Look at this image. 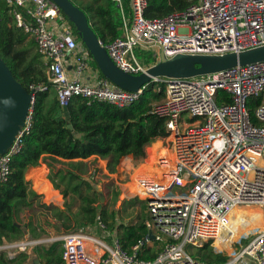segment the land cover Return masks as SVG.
Wrapping results in <instances>:
<instances>
[{
	"label": "built area",
	"instance_id": "2783aa9c",
	"mask_svg": "<svg viewBox=\"0 0 264 264\" xmlns=\"http://www.w3.org/2000/svg\"><path fill=\"white\" fill-rule=\"evenodd\" d=\"M4 1L15 26L33 40L61 107L80 97L122 109L142 94L146 86L129 92L101 77L92 84L83 82L91 60L84 48L79 50L71 27L52 1ZM111 1L123 16L122 36L101 45L116 67L130 75L147 69L135 55L137 49H149L145 45L161 49L167 59L222 56L264 46V0H198L182 13L156 19L144 16L146 0H129L128 16L121 0ZM151 83L165 85L164 98L152 106V113L164 120L171 140L167 154L154 162L143 160L136 169L134 180L140 190L133 196L146 204V236L126 250L116 232L98 222L103 239L81 232L53 239L62 243V264H208L186 248L197 249L209 242L214 254L229 255L221 264H264V62ZM30 89L44 91L47 86ZM219 92L228 95V103H217ZM249 99L259 100L254 110L257 125L250 118ZM32 106L33 99L24 127L0 155V185L8 182L11 159L21 151L22 137L29 132ZM185 115L190 118L184 122ZM175 187L184 194L173 195ZM244 206L261 209L262 227L232 242L230 253L216 250V241L227 233L231 211ZM149 231L153 240L147 237ZM41 243L2 238L0 254L13 260ZM144 247L158 248L153 260L139 258Z\"/></svg>",
	"mask_w": 264,
	"mask_h": 264
},
{
	"label": "trees",
	"instance_id": "16d2710c",
	"mask_svg": "<svg viewBox=\"0 0 264 264\" xmlns=\"http://www.w3.org/2000/svg\"><path fill=\"white\" fill-rule=\"evenodd\" d=\"M70 1L84 12L90 28L102 45L105 46L122 36L123 16L116 3L111 0ZM197 1L146 0L144 16L156 19L173 13H182ZM121 2L124 16H128L129 0ZM61 16L71 27L76 41L86 50L73 25L63 13ZM27 36L15 26L5 1L0 0V58L13 77L28 92L32 91L30 86L37 87L42 84L47 86L44 91L33 92L29 132L22 137L21 151L11 159L8 182L0 185V242L2 238L17 241L26 234L34 239L45 235L46 229L38 222L33 223L32 220L23 222L22 215L26 211L31 213L39 208L53 213L54 222L51 226L55 234L86 233L88 228L96 227L97 223L101 222L108 231H116L123 249L130 250L146 236L147 230L143 224L146 217L136 225L121 224L115 227L112 222L113 214L108 212L106 205L99 203L94 189L95 184H101L111 193L113 191L110 190L114 188L113 182L109 180L102 183L96 180L93 176L96 172L101 174V169L96 166L91 168V163L85 161L91 157L105 161L106 171L110 175L117 173V167L125 157L130 156L136 161L144 158V161H147L149 147L158 142L157 140L169 136L164 120L152 113V106L164 98L165 85L157 84L156 90L146 86L133 104L122 109L107 103H88L80 97H73L69 99L64 110L56 99L52 85L47 83L45 66L41 58L32 50L33 40L25 43ZM135 55L145 68L157 62L156 53L149 49H137ZM88 56L91 65L104 79L89 53ZM217 96L218 104L223 101L229 102L226 93L219 92ZM258 104V99H249L247 103L254 125L258 124L254 116ZM170 140L168 139V142ZM159 149L162 150L160 143ZM41 163L47 167L49 171L47 179L59 193L50 189L45 191L34 178L32 172L44 176L39 167ZM30 168L35 169L29 170ZM90 168L93 169L91 173ZM55 176L59 181H55ZM25 177L31 182L36 180L32 182L33 189L43 194L46 201L59 202L62 196L63 208L40 203L41 196L32 190L30 182L25 180ZM105 179L108 177L105 176ZM76 203L78 204L75 205ZM124 203L128 205L137 203L143 209L146 208L145 202L137 198ZM256 225L234 231L227 230L226 235L216 241L220 244V248L216 250L231 252V243L247 234ZM210 245L209 242L197 248L195 256L208 264L225 263L228 256L214 254ZM62 252L60 241L52 243L47 249L42 247L36 249L39 264H62ZM156 252L158 249L155 251L150 247H144L138 252V256L143 260H153ZM26 260L27 256L24 254L14 260H7L0 254V264H23Z\"/></svg>",
	"mask_w": 264,
	"mask_h": 264
},
{
	"label": "water",
	"instance_id": "95a60500",
	"mask_svg": "<svg viewBox=\"0 0 264 264\" xmlns=\"http://www.w3.org/2000/svg\"><path fill=\"white\" fill-rule=\"evenodd\" d=\"M75 28L77 35L95 62L102 76L121 90L137 92L155 79L170 80L204 76L235 67L264 62V46L222 56L176 55L167 59L162 50L158 61L138 75L121 71L109 58L105 48L89 26L86 15L70 0H50ZM145 47H151L145 45ZM33 91L28 92L12 75L0 58V155L5 154L25 125L31 108ZM65 110V107L63 108ZM99 203L104 202L103 191L95 186ZM147 237L153 240L151 231ZM34 260L33 264H37Z\"/></svg>",
	"mask_w": 264,
	"mask_h": 264
},
{
	"label": "rangeland",
	"instance_id": "374dc122",
	"mask_svg": "<svg viewBox=\"0 0 264 264\" xmlns=\"http://www.w3.org/2000/svg\"><path fill=\"white\" fill-rule=\"evenodd\" d=\"M30 40H32V39L29 36H27V40L25 43L30 42ZM82 47L83 46L81 45V43H79V48L81 50H83ZM32 50L34 51V49H32ZM149 50H152L155 53L158 51V49L154 48V47L149 48ZM136 51L137 50H135V52ZM87 71H88V69H87ZM150 86L152 88H154V90H156L154 84L151 83ZM189 118H190L189 115H185L184 122ZM157 141L161 144L162 150L159 149V143L155 142L153 145H151L149 147V149H148L149 159L145 162H148L151 160H152V162H154L160 155L167 154L170 151V148H169L170 143L168 142L167 138L157 140ZM124 159H122L120 164L118 165L117 173L112 174V175L108 174L107 171L106 172L103 171V168L106 165V163H104L103 160H101L99 158L90 159L89 161L86 160L87 162L91 163V165H90L91 168L96 166L98 169H102V173H101L102 175L100 173H97V172L94 174L93 177L96 178V180L101 181L102 183L108 182L109 180H111L113 182L114 188L110 190V192L113 191L111 193H109V190L106 189V187L101 185V184H97V185L95 184V186H100V188L103 191L104 202L102 203V205H106L108 212L113 214V221L112 222L114 223L115 227H117L118 225H121V224L128 225V226L136 225L139 222H141L143 218L146 217V214H145L146 208L143 209V207H141L137 203L133 204V205H128L127 203H124V202H128L129 200L134 199L135 198L133 196L134 192L140 190V187L136 184L134 177L136 174L137 167H139V165H141L140 164L141 160L136 161L130 157L128 159H126V158H124ZM103 163L105 164L104 166H103ZM132 167L135 170L134 169L131 170ZM91 168L89 170V173H91L93 170ZM104 175L108 177L107 180L105 179ZM25 180L29 181L26 177H25ZM55 181H59V178L57 176H55ZM29 182H30L32 190L36 194H39L41 196L39 199L40 203L45 204V205H54V206H57L59 208H63V201L64 200H63L62 196L60 197V201L58 203L46 201L44 198V195L40 194L36 190H34L32 182L31 181H29ZM43 184L45 185L44 182H43ZM94 189H95V187H94ZM116 192H118V193L115 196ZM171 193L173 195H183L184 190L179 188V187H175ZM139 200H141V199H139ZM77 204L78 203H76L75 205H77ZM52 215H53V213L51 211H45V210H41V209L37 208L31 213H29V211H26L22 215V217H23L24 223L32 220L33 223L38 222V224H40L43 229H46V234L41 237L42 239H55V238H59V237L65 235L66 233H63V232H60L59 234L54 233V229L51 226L54 222V220L52 219ZM47 224H49V226H47ZM228 231H232V230L230 228H228ZM81 234H87V235H91V236L94 235V237H97L100 239H103L106 237L105 233H103L102 231H99V229L97 227L88 228L86 233L81 232ZM249 235H251V234H249ZM241 239H243V238H241ZM215 247H216V249L220 248V244L216 242ZM151 249L157 251L158 248L153 247ZM186 250L192 256H195L197 253V249H195V248L187 247ZM225 255L229 256L227 253ZM32 256H34V255H31V258H32ZM37 263H39V262H37Z\"/></svg>",
	"mask_w": 264,
	"mask_h": 264
},
{
	"label": "crops",
	"instance_id": "0c3cea01",
	"mask_svg": "<svg viewBox=\"0 0 264 264\" xmlns=\"http://www.w3.org/2000/svg\"><path fill=\"white\" fill-rule=\"evenodd\" d=\"M82 48H84V47H82ZM34 52H36V48H35V44H34ZM79 50H81L80 48H79ZM90 63H91V61H90ZM91 66V69L90 70H88V71H86L84 74H83V76H82V79H83V82L84 83H86V84H92V82H93V79L94 78H100V76L98 75L99 73H98V71L92 66V65H90ZM67 73H68V75L69 76H71V74H72V72L69 70V69H67ZM130 156H128V157H125L126 159H128ZM131 158V157H130ZM90 159H95V157H91V158H89L88 159V161L90 160ZM124 159V158H123ZM125 160V159H124ZM144 160V158L143 159H141V163L140 164H142V161ZM85 162H87V161H85ZM103 162V161H102ZM104 163H106L105 161H104ZM105 164H103V166H104ZM140 166V165H139ZM39 167H41V170H42V172H43V175L44 176H42V175H38V173H35V172H32V174H33V176H34V178L35 179H37V181L39 182V180H41L42 182H44L45 183V185L43 184V185H41V184H39L45 191H48V189H50V191L51 190H53L54 192H57V193H59V191L58 190H54V188H53V186H52V184L50 183V181L47 179V175H48V173H49V171H48V169H47V167L44 165V164H40V166ZM36 168H38V167H36ZM138 168V167H137ZM31 169H35V168H30L29 170H31ZM134 168L132 167V169L131 170H133ZM28 170V171H29ZM135 170V169H134ZM101 171H102V169H101ZM103 171H105L106 172V165L104 166V168H103ZM46 181L47 182H49L48 184L46 183ZM32 182H36V180H32ZM54 203H58V202H54ZM146 210V209H145ZM145 214H146V211H145ZM99 231H101L100 229H99ZM108 231V230H107ZM116 232V231H115ZM117 234V233H116ZM94 236V235H93ZM42 236H40L39 238H36V239H34V238H31V236H28V235H25V236H23V238L21 239V240H25V239H32V240H39V241H41L42 243L40 244V245H36L35 247H33L28 253H25L24 255H26L27 256V260H26V262L25 263H23V264H28V263H30L31 261L33 262L34 260H38L37 262H39L40 263V261H39V259H38V255H37V253H36V249L37 248H40V247H42V248H44V249H47L52 243H54L55 241H53V239H42L41 238ZM57 242V241H56ZM22 255V254H21ZM31 255H34V256H32V258H31ZM20 256V255H19ZM18 256V257H19ZM5 257V256H4ZM6 258V257H5ZM17 258V257H16ZM8 260V259H7ZM14 260V259H13ZM39 263H37V264H39Z\"/></svg>",
	"mask_w": 264,
	"mask_h": 264
},
{
	"label": "bare ground",
	"instance_id": "6f19581e",
	"mask_svg": "<svg viewBox=\"0 0 264 264\" xmlns=\"http://www.w3.org/2000/svg\"><path fill=\"white\" fill-rule=\"evenodd\" d=\"M39 184L43 185V182L39 180ZM254 224H257V225L252 230H250L247 234L242 236L241 238L247 237L249 234L256 232L259 228L262 227V224H263L262 211L257 206L235 207L231 211L230 222H229V227H228L231 230L234 231L240 228L251 227Z\"/></svg>",
	"mask_w": 264,
	"mask_h": 264
}]
</instances>
